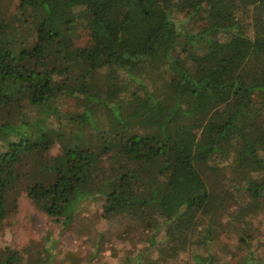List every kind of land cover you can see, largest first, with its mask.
<instances>
[{
    "label": "trees",
    "instance_id": "trees-1",
    "mask_svg": "<svg viewBox=\"0 0 264 264\" xmlns=\"http://www.w3.org/2000/svg\"><path fill=\"white\" fill-rule=\"evenodd\" d=\"M20 5L25 30L0 8V218L23 189L66 226L99 196L104 217L163 229L177 252L227 205L240 222L261 209L264 0ZM72 26L91 38L74 52ZM50 263L0 249V264Z\"/></svg>",
    "mask_w": 264,
    "mask_h": 264
},
{
    "label": "rangeland",
    "instance_id": "rangeland-1",
    "mask_svg": "<svg viewBox=\"0 0 264 264\" xmlns=\"http://www.w3.org/2000/svg\"><path fill=\"white\" fill-rule=\"evenodd\" d=\"M0 8L13 25L29 28L31 14L21 8L20 0H0ZM187 21L194 31L206 26L200 18ZM68 35L73 52L91 42L88 30L79 26H72ZM30 37L25 32L19 35L24 40ZM59 108L63 113L77 110L72 99L61 102ZM60 148L56 144L51 154H59ZM102 204L99 196L84 201L66 226L62 218L47 214L23 189L8 207L7 215L0 218V249L8 246L20 250L32 260L50 257V264H199L195 255H212L214 264H248L247 260L264 264V201L260 210L241 222L233 219L238 206L227 205L213 222L206 220L192 241L177 252L165 240V230H145L142 223L125 217L106 218ZM208 230L212 231L210 235Z\"/></svg>",
    "mask_w": 264,
    "mask_h": 264
}]
</instances>
